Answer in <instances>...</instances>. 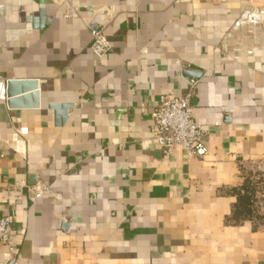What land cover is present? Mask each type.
I'll return each mask as SVG.
<instances>
[{
	"label": "crops",
	"instance_id": "0c3cea01",
	"mask_svg": "<svg viewBox=\"0 0 264 264\" xmlns=\"http://www.w3.org/2000/svg\"><path fill=\"white\" fill-rule=\"evenodd\" d=\"M191 81L207 154L164 158L152 111ZM244 172L264 180V0H0V264H264L263 222L230 218Z\"/></svg>",
	"mask_w": 264,
	"mask_h": 264
},
{
	"label": "built area",
	"instance_id": "2783aa9c",
	"mask_svg": "<svg viewBox=\"0 0 264 264\" xmlns=\"http://www.w3.org/2000/svg\"><path fill=\"white\" fill-rule=\"evenodd\" d=\"M111 46L103 29L92 34L90 50L97 57L110 52ZM197 82H190L189 92L181 97L164 95L152 111L150 134L153 143L160 149L164 158H168L177 149H182L191 157L203 158L207 154L204 145L206 130L193 119L191 99ZM41 195L40 191L35 197ZM12 218L0 217V244L13 255L15 246L12 238Z\"/></svg>",
	"mask_w": 264,
	"mask_h": 264
},
{
	"label": "trees",
	"instance_id": "16d2710c",
	"mask_svg": "<svg viewBox=\"0 0 264 264\" xmlns=\"http://www.w3.org/2000/svg\"><path fill=\"white\" fill-rule=\"evenodd\" d=\"M244 183L243 185L230 192L231 195H233L236 198V203L232 207V216L231 219H237L239 217H246L250 218L256 222H263L264 224V215L263 216H257L255 217L253 214H255L254 206L258 203V199L256 198L259 191H262L261 184L264 183L262 180H253L250 174H246L244 172ZM255 210V211H254ZM228 218V220H230Z\"/></svg>",
	"mask_w": 264,
	"mask_h": 264
},
{
	"label": "water",
	"instance_id": "95a60500",
	"mask_svg": "<svg viewBox=\"0 0 264 264\" xmlns=\"http://www.w3.org/2000/svg\"><path fill=\"white\" fill-rule=\"evenodd\" d=\"M105 22H106L105 21V15H103V14L95 15L94 18L92 19L90 25H89V29L92 32H95V31L99 30L100 28H102L104 26ZM19 85H23V84H17L16 82H8L7 83L6 95L8 98H12L13 96L17 95L16 91H17ZM29 98L34 99V98H36V95L27 97L25 99L28 101ZM22 100L23 99H21L20 101H22ZM17 101H19V100H17ZM16 102L15 101L8 102V106L13 108V106L17 104ZM36 105L37 104H35L34 106L32 105V107L36 108L37 107Z\"/></svg>",
	"mask_w": 264,
	"mask_h": 264
},
{
	"label": "rangeland",
	"instance_id": "374dc122",
	"mask_svg": "<svg viewBox=\"0 0 264 264\" xmlns=\"http://www.w3.org/2000/svg\"><path fill=\"white\" fill-rule=\"evenodd\" d=\"M249 173H251V172H249ZM252 176H253V178H256V180H262L263 179V176L262 175H260V176L252 175ZM253 180H255V179H253ZM260 188H262V191H259V193H258V195L256 197L258 199L259 203H258V205L256 204L254 206V208H253V209L256 210V211L254 210L255 211V214H253L255 217H257V216L260 217V216H263L264 215V183L261 184V187Z\"/></svg>",
	"mask_w": 264,
	"mask_h": 264
}]
</instances>
